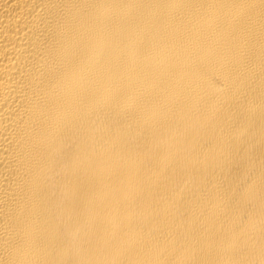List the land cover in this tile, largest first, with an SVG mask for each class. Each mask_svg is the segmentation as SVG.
<instances>
[{"label":"bare ground","instance_id":"1","mask_svg":"<svg viewBox=\"0 0 264 264\" xmlns=\"http://www.w3.org/2000/svg\"><path fill=\"white\" fill-rule=\"evenodd\" d=\"M0 264H264V0H0Z\"/></svg>","mask_w":264,"mask_h":264}]
</instances>
